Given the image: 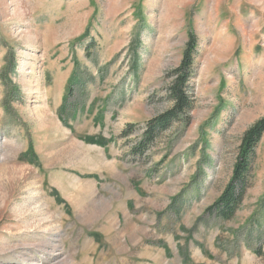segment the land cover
<instances>
[{
	"label": "rangeland",
	"instance_id": "374dc122",
	"mask_svg": "<svg viewBox=\"0 0 264 264\" xmlns=\"http://www.w3.org/2000/svg\"><path fill=\"white\" fill-rule=\"evenodd\" d=\"M191 32L192 108L140 155ZM263 118L264 0H0V264H264V135L207 212Z\"/></svg>",
	"mask_w": 264,
	"mask_h": 264
},
{
	"label": "trees",
	"instance_id": "16d2710c",
	"mask_svg": "<svg viewBox=\"0 0 264 264\" xmlns=\"http://www.w3.org/2000/svg\"><path fill=\"white\" fill-rule=\"evenodd\" d=\"M196 49V36L191 32L184 52L183 61L181 65L171 73L173 82L168 88V94L174 103V107L167 113L151 119L147 123L144 131V140L139 143L138 147L135 149L136 152H140V155L146 153L150 145L157 140L159 135L171 127L174 120L183 114H187L192 108L193 102L188 92V84L192 73ZM135 128L136 126L133 124L128 125L127 130L123 133V137L127 138L130 136ZM263 135L264 118L258 121L245 133L234 167L233 177L222 195L207 209L210 216L228 221L231 220L240 209L249 185V172L251 170L252 159L255 156L256 148ZM86 142L100 147H106L108 145V141L104 138L86 139ZM59 202L62 203L63 201L59 199Z\"/></svg>",
	"mask_w": 264,
	"mask_h": 264
}]
</instances>
